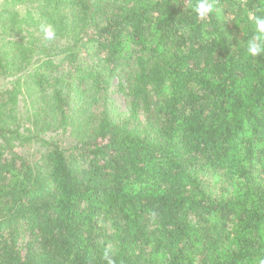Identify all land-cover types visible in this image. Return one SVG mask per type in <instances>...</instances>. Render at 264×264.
I'll return each instance as SVG.
<instances>
[{
    "label": "trees",
    "instance_id": "16d2710c",
    "mask_svg": "<svg viewBox=\"0 0 264 264\" xmlns=\"http://www.w3.org/2000/svg\"><path fill=\"white\" fill-rule=\"evenodd\" d=\"M195 3L0 0V264L264 260V0Z\"/></svg>",
    "mask_w": 264,
    "mask_h": 264
},
{
    "label": "clouds",
    "instance_id": "9594fccd",
    "mask_svg": "<svg viewBox=\"0 0 264 264\" xmlns=\"http://www.w3.org/2000/svg\"><path fill=\"white\" fill-rule=\"evenodd\" d=\"M191 9L200 20L210 16L214 11L219 15V11L216 9L215 0H196V3L191 6ZM251 20L254 29L253 34L246 41V47L247 54L256 57L264 54V14L253 15ZM40 28L46 40H55L56 30L52 24L42 23ZM102 260L105 264H115V261L107 248L102 253ZM260 264H264V260H261Z\"/></svg>",
    "mask_w": 264,
    "mask_h": 264
},
{
    "label": "rangeland",
    "instance_id": "374dc122",
    "mask_svg": "<svg viewBox=\"0 0 264 264\" xmlns=\"http://www.w3.org/2000/svg\"><path fill=\"white\" fill-rule=\"evenodd\" d=\"M113 98L115 99V101L117 102L118 105H122V100L120 99L119 96L114 95Z\"/></svg>",
    "mask_w": 264,
    "mask_h": 264
}]
</instances>
